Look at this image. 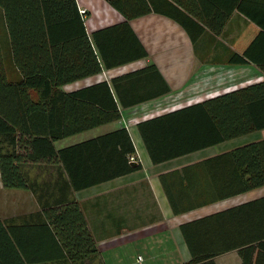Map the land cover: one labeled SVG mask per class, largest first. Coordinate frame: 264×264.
Segmentation results:
<instances>
[{
	"label": "trees",
	"instance_id": "obj_1",
	"mask_svg": "<svg viewBox=\"0 0 264 264\" xmlns=\"http://www.w3.org/2000/svg\"><path fill=\"white\" fill-rule=\"evenodd\" d=\"M105 1L123 20L88 36L82 19L86 11L81 15L75 0H0V182L4 188L30 191L39 208L23 225L0 221V264H86L98 260L94 240L71 193L140 168L123 126L57 149L53 145L61 138L117 120L121 107L168 91L153 64L73 91L60 89L102 68L144 57L146 52L127 20L150 10L167 11L153 0ZM249 1L252 6L247 9L246 0L225 2L236 5L263 28L254 38L261 42L264 0ZM166 6L186 29L177 7L169 2ZM248 51H243L244 56L264 72V55L253 56ZM228 62L241 63L242 59L232 55ZM263 128L264 80L137 123L153 163ZM24 163L48 165L54 170L51 182L27 178ZM200 166L206 169L211 186L208 200L262 186L264 138L208 157ZM220 216L213 213L179 225L189 254L185 264H210L212 257L233 249L235 243L215 245L211 223ZM24 226L33 227L27 240L20 239L15 230ZM259 236L264 238V233ZM98 264L103 263L100 260ZM250 264L262 263L255 259Z\"/></svg>",
	"mask_w": 264,
	"mask_h": 264
},
{
	"label": "crops",
	"instance_id": "obj_2",
	"mask_svg": "<svg viewBox=\"0 0 264 264\" xmlns=\"http://www.w3.org/2000/svg\"><path fill=\"white\" fill-rule=\"evenodd\" d=\"M153 1L167 11L150 10L127 20L146 52L144 57L109 69L102 68L99 73L60 87L65 92L73 91L147 64L154 65L168 86L163 95L121 107L120 116L112 121L111 128L101 127L103 129H97L99 132L95 131L98 134L77 139L85 140V137L123 126L140 168L72 192L71 197L79 205L99 259L103 251L140 241L145 253H150L153 248L169 247L168 252L177 256L175 263L185 264L189 254L179 225L221 213L211 223L214 224L215 245H235L212 257L210 264H241L242 261L250 264L255 259L264 264V238L259 236L264 233V185L226 198L208 200L211 186L206 169L200 166V162L208 157L263 139L264 128L157 163L150 161L137 129L140 121L264 80V72L252 58L243 54L248 49L253 56L264 55V39L254 42L263 28L236 5H226V0H180L185 7L176 0ZM75 2L78 10L86 11L82 19L88 36L99 28L123 20L121 13L105 0ZM166 2L182 13L186 29L171 17L174 10L167 7ZM244 4L246 9L252 6L249 0ZM232 55L240 57L242 62L229 63ZM23 171L27 178L35 177L36 182L46 179L51 182L54 175L48 165L38 163H24ZM38 209L30 191L4 188L0 182V221L23 225L31 220L29 214ZM15 230L20 239L27 240L33 227Z\"/></svg>",
	"mask_w": 264,
	"mask_h": 264
},
{
	"label": "rangeland",
	"instance_id": "obj_3",
	"mask_svg": "<svg viewBox=\"0 0 264 264\" xmlns=\"http://www.w3.org/2000/svg\"><path fill=\"white\" fill-rule=\"evenodd\" d=\"M7 66L10 67V65L7 64ZM79 80V79H78ZM74 80V81H78ZM74 81H71L69 83H72ZM68 83H65L63 85H66ZM114 122V121H113ZM112 121L75 133L73 135L61 138L59 140H56L53 142L55 148H60L61 146H64L65 144L72 143L71 141L75 142L83 139L84 136L92 135V134H98L95 133V131L101 130L103 128H111L113 125ZM105 128V129H106ZM111 130V129H110ZM99 132V131H97ZM93 136V135H92ZM88 137H85V139ZM69 142V143H65ZM48 178V177H47ZM169 247H161V248H153L150 253H145V251L142 249V246L140 244V241L134 242L127 246H115L113 249H108L106 251L101 252L100 259L103 262H106V264H176L177 256L174 253L168 252ZM139 258H138V257ZM100 263V260H93V261H87L86 264H98Z\"/></svg>",
	"mask_w": 264,
	"mask_h": 264
},
{
	"label": "built area",
	"instance_id": "obj_4",
	"mask_svg": "<svg viewBox=\"0 0 264 264\" xmlns=\"http://www.w3.org/2000/svg\"><path fill=\"white\" fill-rule=\"evenodd\" d=\"M79 12L81 13V15H83L84 14V9H79ZM84 16V15H83ZM129 160L131 161V162H133V160H134V158L131 156V157H129ZM139 258V257H138Z\"/></svg>",
	"mask_w": 264,
	"mask_h": 264
},
{
	"label": "water",
	"instance_id": "obj_5",
	"mask_svg": "<svg viewBox=\"0 0 264 264\" xmlns=\"http://www.w3.org/2000/svg\"><path fill=\"white\" fill-rule=\"evenodd\" d=\"M131 164H134V162H130Z\"/></svg>",
	"mask_w": 264,
	"mask_h": 264
}]
</instances>
